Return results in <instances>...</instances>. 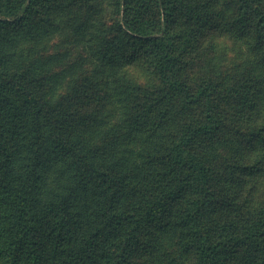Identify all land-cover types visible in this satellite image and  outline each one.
Returning a JSON list of instances; mask_svg holds the SVG:
<instances>
[{
  "label": "trees",
  "instance_id": "trees-1",
  "mask_svg": "<svg viewBox=\"0 0 264 264\" xmlns=\"http://www.w3.org/2000/svg\"><path fill=\"white\" fill-rule=\"evenodd\" d=\"M0 264H264V0H0Z\"/></svg>",
  "mask_w": 264,
  "mask_h": 264
},
{
  "label": "rangeland",
  "instance_id": "rangeland-1",
  "mask_svg": "<svg viewBox=\"0 0 264 264\" xmlns=\"http://www.w3.org/2000/svg\"><path fill=\"white\" fill-rule=\"evenodd\" d=\"M220 47L222 50L217 51L215 54L216 57L222 54V58L219 60V67L223 71H233L234 67L239 68H246L250 65L256 64V57L254 56L253 52L250 50L248 45L245 43H238L237 45H233L229 38H220ZM86 66V65H85ZM238 66H240L238 68ZM88 68V66L86 67ZM134 155V154H133ZM250 184L253 186L259 187L258 190L254 193V197L259 198L261 187L260 180H256L255 178H250L248 183L245 185L246 189ZM167 236H170L167 235ZM166 236V237H167ZM168 242H165V245L170 247V250L173 251L176 255L179 253L180 245L179 241L177 240L176 236L174 237H167Z\"/></svg>",
  "mask_w": 264,
  "mask_h": 264
}]
</instances>
